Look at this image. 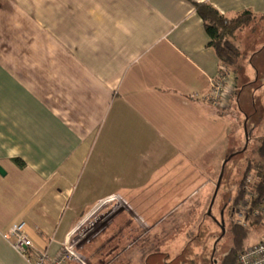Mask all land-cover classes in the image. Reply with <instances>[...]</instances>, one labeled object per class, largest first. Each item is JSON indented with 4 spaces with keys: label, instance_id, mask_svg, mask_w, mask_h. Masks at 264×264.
<instances>
[{
    "label": "crops",
    "instance_id": "crops-1",
    "mask_svg": "<svg viewBox=\"0 0 264 264\" xmlns=\"http://www.w3.org/2000/svg\"><path fill=\"white\" fill-rule=\"evenodd\" d=\"M195 3L264 17V0H0V264H31L5 237L13 225L56 255L104 198L131 210L167 160L215 155L242 75L229 66L225 105L208 101L223 62ZM251 63L264 81V47Z\"/></svg>",
    "mask_w": 264,
    "mask_h": 264
},
{
    "label": "rangeland",
    "instance_id": "rangeland-1",
    "mask_svg": "<svg viewBox=\"0 0 264 264\" xmlns=\"http://www.w3.org/2000/svg\"><path fill=\"white\" fill-rule=\"evenodd\" d=\"M242 29L235 43L241 54L233 67L239 64L242 98L230 112L220 113L229 125L228 136L214 156L181 164L175 156L177 160H167L164 169L142 179L147 187L142 184L130 195L134 218L124 211L121 215H127V220L112 234L103 232L83 242V253L91 264H222L240 245L233 231L236 216L230 208L248 164L260 161L257 150L264 135V87L259 88L264 81H259L251 59L253 51L264 47V17L252 16ZM254 59L259 66V57ZM128 226H134L132 233L119 242L122 229ZM262 237L264 223L252 224L241 244L247 247Z\"/></svg>",
    "mask_w": 264,
    "mask_h": 264
},
{
    "label": "built area",
    "instance_id": "built-area-1",
    "mask_svg": "<svg viewBox=\"0 0 264 264\" xmlns=\"http://www.w3.org/2000/svg\"><path fill=\"white\" fill-rule=\"evenodd\" d=\"M208 101L214 106H224L228 91L232 86V74L229 65L221 63L219 74L210 79ZM258 176L250 173L245 180V198L234 209L236 223L244 229H250V219L256 218L264 223V197H260L256 190ZM107 211L104 212L103 210ZM134 215L122 199L116 195H109L100 201L97 209L86 217L66 239L61 243L60 251L52 255L48 250H39L26 233L24 221L13 225L5 237L13 240L14 248L31 264H91L83 253V242L90 241V236L101 235L121 213ZM140 227L144 224L136 219ZM235 264H264V237L258 242L245 247L237 257Z\"/></svg>",
    "mask_w": 264,
    "mask_h": 264
},
{
    "label": "trees",
    "instance_id": "trees-1",
    "mask_svg": "<svg viewBox=\"0 0 264 264\" xmlns=\"http://www.w3.org/2000/svg\"><path fill=\"white\" fill-rule=\"evenodd\" d=\"M195 8L198 15L204 22L205 30L210 39L209 46L215 48L218 57L223 63L234 67L241 53L236 44L233 42L232 37L237 31L246 26L248 20L254 15L250 11H245L235 18L228 19L209 3H195ZM257 153L260 161L248 164L237 193L233 198L230 208L231 214H234L236 206H238L245 198L244 185L246 177L250 173L255 172L257 174L258 180L255 188L260 197H264V135L262 136V141L258 147ZM250 221L252 224L256 225L261 223L260 220L252 217ZM233 231L237 234L236 241L240 243V245L238 244V246L233 248L226 255L222 264H235L238 254L245 248L241 243L242 237L247 235V230L234 224Z\"/></svg>",
    "mask_w": 264,
    "mask_h": 264
},
{
    "label": "water",
    "instance_id": "water-1",
    "mask_svg": "<svg viewBox=\"0 0 264 264\" xmlns=\"http://www.w3.org/2000/svg\"><path fill=\"white\" fill-rule=\"evenodd\" d=\"M0 173H1L2 175L5 174V170H4L2 167H0ZM220 182H221V179H219V181H218V183H217L216 191H215V194H214V197H213V200H212V204H214V202H215V198H216V196H217V192H218V189H219V186H220ZM222 228H223V232H224V231H225V230H224V226H222Z\"/></svg>",
    "mask_w": 264,
    "mask_h": 264
}]
</instances>
